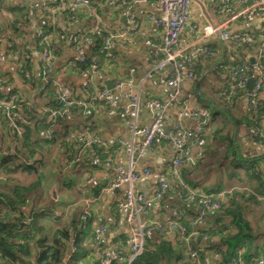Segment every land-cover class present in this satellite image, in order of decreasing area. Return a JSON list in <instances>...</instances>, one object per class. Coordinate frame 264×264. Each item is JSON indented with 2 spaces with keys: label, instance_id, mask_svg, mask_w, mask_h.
I'll return each instance as SVG.
<instances>
[{
  "label": "crops",
  "instance_id": "1",
  "mask_svg": "<svg viewBox=\"0 0 264 264\" xmlns=\"http://www.w3.org/2000/svg\"><path fill=\"white\" fill-rule=\"evenodd\" d=\"M257 1L228 0L223 3L222 0H191L189 21L173 49L180 51V54L172 64L153 76L146 77L153 60L161 57L153 46V43H158L160 35V28L155 20L159 14L158 0H91L88 4L72 0H0V74L3 77L0 92L7 94L16 91L25 98L29 106L18 111L25 131H28L26 138L17 137L14 140L13 133L9 131L7 121L0 112V155L17 153L14 165L0 167V194L14 198L15 204L20 200L17 205L12 206L14 203L0 196V219L5 215V219L18 224L27 222L34 213L41 214L36 224L35 237L26 241L30 251L29 261H34L41 246L52 245L57 229H66L69 239H60L65 244L62 258V263L65 264L74 252L71 244L74 235L81 233V237L85 238L84 245L88 246L100 224H104L107 231L99 247L112 256L123 251L126 255L122 260H125L127 248L123 240L130 232L125 221V211L115 208V203L123 197L128 184L108 192L103 191L113 173L98 164L90 153L79 150L78 145L68 148L62 143L75 139L78 134L97 135L101 139L100 148L106 159L110 158L120 166L126 165L128 155L117 146V140L130 138V116L124 111L128 105L127 87L139 90L141 99L147 96L164 98L171 89L167 84L170 73L175 68L189 69L186 55L205 46H210L215 54L207 61L208 82L201 88V97L194 92L195 83L184 78L179 84V103L165 112L162 128L167 130L175 124L181 107L205 106L209 114L217 113V117H224L223 122L226 130L231 133V146L235 152L231 150L229 156H226L225 144L212 138V132L220 129L221 125L209 122L201 141L190 146L195 163L180 167V177L185 184L201 191H231L233 198L226 202V206L232 201L240 205L249 225L243 235L251 244L250 249L245 250L248 255L257 256L254 259L264 258V186L259 185L257 180L248 182L243 163L238 161L248 158V161L253 162L254 169L263 173L264 141L253 140L249 124L243 120L249 110L246 96L241 98V102L231 106L232 116L225 117L222 112L223 102L219 101L223 98H219L213 89L218 87V82L208 87L213 79L210 72L222 62L224 47H228L239 60L249 63L254 61L253 50L264 41V13L250 21L236 16ZM223 22H226L231 34L249 31L254 37L243 44L203 35L202 28L206 24ZM39 32H45L54 52V60L48 73V79L52 82L49 89L53 86L56 91L59 88L86 98L87 95L106 88V80L113 82L114 87L109 90L110 103L102 104L97 109L95 120L90 122L89 127L85 125L86 115L81 112L50 121L48 128L43 126L48 120H41L43 117L47 118L43 109L54 99L51 92L53 88L45 96L39 94V89L33 84L38 80L40 69L37 56ZM95 33H102L109 40L98 64L101 69L90 74L81 71L76 66V61L84 54L91 55L93 63H98L99 58L91 52L93 41H86L78 49L72 39L75 35L93 36ZM148 40L151 44L147 43ZM14 47L20 50L18 56L11 51ZM27 52L31 55V70L26 74L31 79H24L21 74ZM117 80L124 82L123 88L115 86ZM257 103H264V89L257 97ZM154 115V111L140 106L139 122L142 125L149 124ZM183 124L187 128H194L195 119L185 116ZM223 133L221 130L220 134ZM36 140L37 144H33ZM42 140L47 142L43 143ZM28 144H31L30 148L27 147ZM173 155L171 147L164 142L146 156L134 157L133 161L138 168L147 166L151 171L147 176L136 180L133 188L137 192L151 194L160 180H165L168 192L163 199L153 203L145 220L168 221L175 212H181L184 221L188 222L190 237L187 241L181 239L177 230L166 237L173 243V250L177 255L171 259L170 264H193L189 257L191 245H196L199 250L211 244H216L220 250L225 249L218 237L209 236L208 232L221 223H227L229 218L223 219L221 210H203L194 203L178 198L179 185L170 174V159ZM35 182L38 183L37 186L21 191L19 198L18 189L29 187ZM87 205L90 216L84 222L81 216ZM227 231L236 232L230 228ZM155 235L156 232H152L154 240ZM67 245L71 246L70 255L66 254ZM95 249L93 246L75 264H97ZM206 254L213 261L220 258L214 250H206ZM0 264H5L1 257ZM161 264H165V261Z\"/></svg>",
  "mask_w": 264,
  "mask_h": 264
},
{
  "label": "built area",
  "instance_id": "2",
  "mask_svg": "<svg viewBox=\"0 0 264 264\" xmlns=\"http://www.w3.org/2000/svg\"><path fill=\"white\" fill-rule=\"evenodd\" d=\"M79 4H88L91 0H72ZM228 0H222L226 3ZM191 0H158L159 14L155 18L157 25L160 28V35L158 43H153V46L157 48L161 57L153 60V63L145 74L146 77H151L154 74L163 70L167 65L174 62L180 51H174V47L177 45L179 37L183 32L185 26L189 21V7ZM264 13V0H258L256 4L251 7H247L242 10L236 17L250 21L255 17ZM204 36H217L221 41L233 40L238 43L245 42L254 37V34L249 31L230 33L226 22L206 24L202 28ZM38 38L43 47L40 52H37L38 61L41 64L43 70V80L46 81L48 73L51 70L54 55L48 48L49 39L45 32H39ZM91 40L89 35H75L72 42L81 49L86 41ZM108 38L104 41V50L108 46ZM151 44V41H147ZM1 50V44H0ZM103 50V51H104ZM212 50L206 47H200L194 49L191 53L186 55V61L190 65L199 57L201 53H209ZM254 61L252 63L245 61H238L237 64L231 69L230 75L234 83L227 84V90L234 91L235 89H245L246 96L250 103L254 105L257 103V97L264 89V41L256 46L253 50ZM18 56V53H15ZM81 61L84 60L83 56L79 57ZM97 70L87 69L86 73H94ZM254 77V83L251 89H248V80ZM184 78L194 80V74L192 69L181 70L175 68L169 75L167 84L171 87L170 91L164 98L157 97H144L141 99L139 90H133L131 86L127 87L128 105L124 108V111L130 116V138L126 140H117V146L128 155V162L124 166L115 164L110 158L101 159L100 155L91 151V155L97 163L102 164L108 168L113 177L108 186L103 191L108 192L112 189L119 188L123 184H128L123 197L115 203V208L124 210L126 213L125 221L129 228V236L123 240L124 246L127 248V256L125 260L123 251H118L116 256H112L107 250L99 247L103 235L106 233L107 228L104 224L97 226L93 237V246L95 249V255L97 257V264H112L114 261H124V264H132V261L140 255L146 245L147 240L151 237L152 232H159L164 236H169L173 230H177L180 238L187 241L189 234L185 235L186 228L177 222L182 217L181 212H175L174 217L168 221L161 220H145V215L152 207L155 201L163 199L168 192V185L164 179H161L157 184L156 189L151 194H144L137 192L133 188V183L141 177L147 176L150 173V168L145 166L138 168L133 158L136 156L144 157L155 149L161 142H166L172 149L174 155L170 159V174L176 179L179 185L178 198L183 199L188 203H194L203 210H220L222 203L227 201L230 197V192L222 191L219 193H205L198 188H192L185 184L180 177L179 168L183 166H191L195 163L190 152V146L196 142L201 141L205 126L209 123L210 114L209 111L203 107L198 106L196 108L181 107L178 110V120L169 129L164 130L162 128V122L164 114L170 108L175 107L179 103V97L181 95V88L179 84ZM3 80L0 74V84ZM194 83V82H193ZM117 88H123L124 82L117 80L115 82ZM197 96L201 97L199 91L194 89ZM91 100L101 99L104 104L110 103V91L107 88H102L97 93L87 95L86 98ZM57 100L65 107L64 110H56L46 108L48 117L51 120H55L57 116H61L66 108L70 105H78L83 107L86 115L91 114V110L88 107V103L83 99H75L70 91L61 90L58 88ZM143 106L147 110L154 111L155 115L152 121L147 125H142L139 122V109ZM15 105L10 101L0 100V110L3 112V116L9 121L10 126L15 130L18 136H21L23 129L15 123L14 118L16 114L13 113ZM16 116V117H15ZM188 116L195 119L194 128H187L183 124V117ZM264 130V121L261 122V131ZM253 131L259 136H263L257 127L250 126V131ZM82 136L78 139L81 140ZM99 137L97 135L86 136L85 145L98 144ZM90 216L88 205L85 206L82 219L87 221ZM73 249V246H72ZM241 252V251H240ZM189 257L193 264H219L211 260L209 255L203 254L202 256L198 251L189 250ZM121 260V261H120ZM231 264H244L240 256L234 257L231 260ZM254 264H264V258H257Z\"/></svg>",
  "mask_w": 264,
  "mask_h": 264
},
{
  "label": "trees",
  "instance_id": "3",
  "mask_svg": "<svg viewBox=\"0 0 264 264\" xmlns=\"http://www.w3.org/2000/svg\"><path fill=\"white\" fill-rule=\"evenodd\" d=\"M47 33V32H46ZM91 37V40L94 43V46L92 48V54L94 56H97L99 58L98 63H93L92 61V56H85L82 54L84 60L81 61L78 59L77 62V67L81 70L86 72L87 69H94L99 71L101 69V66L98 65L100 63V60H102V57L104 55L103 53V45L105 41V35L102 33H95L93 36L89 35ZM232 41V40H231ZM50 42V41H49ZM48 42V48L51 50V52L54 54L52 47L50 46L51 43ZM235 42V41H234ZM243 44L247 43V41L242 42ZM43 47V44L39 43L38 47V52H40L41 48ZM206 49L210 48V46H205ZM230 48V47H229ZM211 49V48H210ZM12 53H18L20 54V50L17 48H12L11 49ZM215 54V51H211L209 53H201L199 54V57L193 62L191 65L190 69H192V72L194 74V80L193 82L195 83V90L199 91L200 94H202V87H204V84L208 82V71H207V61L208 58L212 55ZM30 61H31V55L29 52H27L26 57L24 58V64L23 68H21V74L23 75L24 79H31L30 75L26 74L27 71H30ZM238 61H241L237 58L236 55H234L233 52H230L228 50V47H224V54H223V59L222 62L219 65H216L213 70L210 72L212 73L213 79L211 80V83H207L208 87L209 85H216V81L218 82V87H214L215 94L219 98L225 99V101L219 100L220 102H223L224 108H222V112L224 113V116L231 117L232 116V110L231 106L233 104H236L237 102H241V98L246 96V90L245 89H235L234 91L227 90L226 85L233 84L234 81L231 78L230 72L231 69L235 64L238 63ZM27 69V70H26ZM30 73V72H29ZM32 75V74H31ZM43 70L40 64V69L38 72V80L34 81L33 84L36 85V87L39 89V94L42 95H47L49 94V91L51 90L52 96L54 101H51L47 103L44 107V115L47 117H43L41 120L44 122L46 119V123L43 125L46 128L50 126V121H55L59 120L61 118H64L65 116L72 115V114H77L81 112V114L84 113V109L81 106L78 105H70L69 107L66 108V111L63 112L61 116H57L55 120H51L48 117V112L46 111V108H51V109H56V110H64L65 107H63L60 102L57 100V94L58 91L55 90V88L52 86V82L47 78L46 81L43 80ZM70 94L75 98V99H83L88 103V107L91 110L90 115H86V122L85 125H89L90 122H94V118L96 117L97 114V109L101 108V105L104 104V102L101 99H89L87 98H82L79 96H76L74 93ZM91 95V94H89ZM247 98V96H246ZM12 99V103L15 105L13 110V113L16 114V118H14L15 123L18 124L23 130L21 136H18L15 132V130L10 126L9 121H7V126L9 128V131L13 133L14 140L17 137L21 138H26L28 136V131H25V127L23 125L22 118L20 117L18 111L22 108H28L27 106V101L25 100L24 97H22L18 92H13L10 91L7 94H3L0 92V100L4 101H10ZM248 99V98H247ZM107 105V104H106ZM248 105H249V110H248V115H246L243 120H246L248 122V127L250 129V126H255L261 131V122L264 121V103L263 104H258L255 103L252 105L250 101L248 100ZM205 107V106H203ZM206 108V107H205ZM207 109V108H206ZM208 110V109H207ZM1 113H3L0 110ZM217 113H211L210 114V120L209 122L211 123H218L221 125L220 129H217L212 132V138L213 139H218L216 140L219 143H224L227 155L229 156L230 151L233 150V153L235 152L234 147L231 146L232 142V136L230 131L226 130L225 124H224V117H217ZM241 121V120H238ZM42 126V123L40 124ZM89 127V126H88ZM221 130L224 132L223 135L220 134ZM251 137L253 140H263L264 141V134L263 136H259V134L253 132L252 130L250 131ZM263 129H262V131ZM83 133V132H82ZM81 134V133H80ZM79 135V134H78ZM77 135V136H78ZM94 135V134H93ZM72 138L66 142H63L62 144L65 145L68 148L75 147L78 145L80 148L79 150L85 151V153H91V151L97 152L101 159H106V156L101 152L100 144H101V139H99L98 144L94 145H85L86 141V134H82L79 136H82L81 140L78 139V137ZM202 139V138H201ZM43 143L47 142V140H42ZM33 144H37V140L32 142ZM164 142H161V144ZM160 146V145H157ZM28 148L31 147V144H28ZM41 147V146H40ZM233 153L231 155H233ZM17 156V153L13 154H2L0 155V167H9L8 165H14V161ZM239 158L241 156H238ZM248 158L239 159V162L243 163V170L248 176V182H251L253 180H257V183L261 186H264L263 183V177H264V172H258L254 169V164L252 161H248ZM232 162V160H231ZM100 164V163H98ZM250 171V174H249ZM37 182L34 184H31L29 187H21L18 189V194L20 198V192L21 191H27L30 188H34L37 186ZM249 184V183H248ZM204 191V190H203ZM205 193H211L209 191H204ZM212 193H218V192H212ZM16 194V192L14 193ZM230 197L227 201L222 203V208L220 210L224 214V218H229V221L227 223H221L220 225L216 226L213 230L208 232L209 236H217L218 239L220 240L221 245L225 246V249H219V247L216 244H211L207 246L206 248H203V250H199L200 248L197 247L196 245H191L190 251L195 250L200 253L202 256L203 254H206V250H214L216 253L219 254V259L215 260V262H218L219 264H231V260L234 257L240 256L241 260L244 264H254L255 257L257 256H251L248 255L246 252V248L250 249V241L244 238L243 232L245 229L249 227L247 221L244 218L243 211L240 208V205L235 203L234 201L230 202L228 206H226V202L231 200L233 198L232 192L229 194ZM4 199L8 200L12 204V206H15V200L14 198H10L9 196L5 194H0ZM2 202L0 198V203ZM11 205V204H10ZM5 216V215H4ZM4 216L0 219V257L2 260L5 262V264H64L62 263V258L65 252V244L60 241V239H69V233L66 229H57L55 232V236L53 239L52 245H44L41 246L39 249V253L35 256L34 261H29L28 257L30 255V251L28 248V245L26 241L31 240L34 238L35 233H36V224L38 222V218L41 216L40 213H34L32 216L29 218L27 222H21V223H16V222H11L10 219H5ZM172 218H175L174 216ZM220 220L221 222L223 221ZM21 220V219H20ZM89 220V219H88ZM83 221V220H82ZM81 221V222H82ZM219 221V222H220ZM86 222V221H84ZM177 222L181 225H183L187 229L188 222L184 221L183 217L177 220ZM230 228L235 229L236 232L230 233L227 230ZM226 231V232H225ZM189 232L186 230L185 235H188ZM57 235V237H56ZM93 237L90 239V243L88 246H85V238L81 237V233H77L74 235V237L71 240V244L73 246V254L69 257L68 261L65 264H75L77 259L80 256L88 254L90 250L93 248ZM155 240L152 238V236L147 240L145 248L143 252L138 255L133 261L132 264H161L162 261H165V264H170V261L173 257H177L176 252L173 247V243L166 238L163 234L156 232L155 235ZM155 241V242H153ZM183 242V241H181ZM184 245V243L182 244ZM241 251V252H240ZM250 259V260H249ZM112 264H124V262H119V261H114Z\"/></svg>",
  "mask_w": 264,
  "mask_h": 264
},
{
  "label": "water",
  "instance_id": "4",
  "mask_svg": "<svg viewBox=\"0 0 264 264\" xmlns=\"http://www.w3.org/2000/svg\"><path fill=\"white\" fill-rule=\"evenodd\" d=\"M221 43H222V42H221ZM104 51H106V50H104ZM223 53H224V51H223ZM223 53L221 54V60H222V55H223ZM221 60H220V61H221ZM253 83H254V77H251V78L248 80V85H247L248 89H251V88H252ZM105 85H106V88L109 89V90H110L111 88L114 87L113 82H112V81H108V80L105 81ZM185 206H186V205H185ZM66 254H67V255H70V254H71V246H70V245H67V252H66Z\"/></svg>",
  "mask_w": 264,
  "mask_h": 264
}]
</instances>
